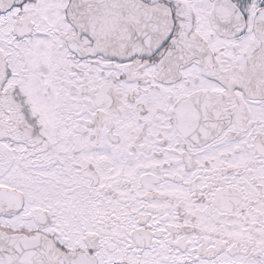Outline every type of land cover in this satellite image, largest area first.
Segmentation results:
<instances>
[{
    "label": "snow or ice",
    "instance_id": "snow-or-ice-1",
    "mask_svg": "<svg viewBox=\"0 0 264 264\" xmlns=\"http://www.w3.org/2000/svg\"><path fill=\"white\" fill-rule=\"evenodd\" d=\"M0 264H264V0H0Z\"/></svg>",
    "mask_w": 264,
    "mask_h": 264
}]
</instances>
